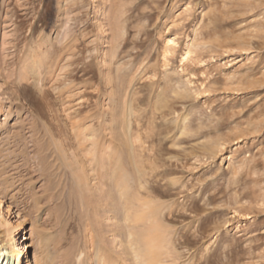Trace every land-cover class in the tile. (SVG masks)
<instances>
[{
  "label": "rangeland",
  "instance_id": "1",
  "mask_svg": "<svg viewBox=\"0 0 264 264\" xmlns=\"http://www.w3.org/2000/svg\"><path fill=\"white\" fill-rule=\"evenodd\" d=\"M129 210L155 264H264V0H0L1 253L141 264Z\"/></svg>",
  "mask_w": 264,
  "mask_h": 264
},
{
  "label": "bare ground",
  "instance_id": "2",
  "mask_svg": "<svg viewBox=\"0 0 264 264\" xmlns=\"http://www.w3.org/2000/svg\"><path fill=\"white\" fill-rule=\"evenodd\" d=\"M44 32H42V34H43ZM42 37V36H41ZM41 39V38H40ZM42 55L41 54H38V55H35V57H33L31 60H30V62L32 61L33 63H32V65L34 66H36V65H40V62H41V59H42V57H41ZM29 63V62H28ZM31 66V65H30ZM35 68V67H34ZM37 68V67H36ZM32 69H33V67H32ZM8 116V118H6L5 120H11V119H13L15 116L14 115H12V114H8V115H6V117ZM118 146V145H117ZM117 186V185H116ZM119 192V191H118ZM113 200V199H112ZM114 205H113V209L115 210V205H116V202L114 201V203H113ZM133 204V203H132ZM133 208V207H132ZM138 208H139V206H138ZM125 209V208H124ZM114 210H112L113 211V213H114ZM116 211V210H115ZM128 211V210H127ZM141 212V211H140ZM131 213H133V212H131L130 210H129V212H127V213H125L124 215H125V222H126V224H127V233L129 232V240H128V248H129V251H131L130 253L132 254L133 252V254H134V256H135V258L137 259V260H140V262H141V264H155L156 263V258H158V257H155V254H154V251H151L152 250V248L149 246L150 244H149V242H150V239L148 240L147 239V237L148 236H146L145 234H142V233H135L134 235H133V214H131ZM135 214V213H134ZM135 216H137V215H135ZM138 221V223H139V221H140V219L138 218H134V222L136 223V220ZM1 222V224H3L2 222H7V220H1L0 221ZM147 222H149V221H147ZM0 224V225H1ZM139 225V224H138ZM3 226V225H2ZM20 227V226H19ZM17 227H12L10 230H8V236L10 237L11 235H13L14 233H15V231H17V229H16ZM21 228V227H20ZM9 242H10V244H9V246H8V248L6 249V251L4 252V253H1L3 250L1 249L0 250V258H1V260H0V264H3L4 262H5V264H10V262L11 261H13L12 262V264H14L15 263V261H16V264H19L20 263V259H21V257H22V255H23V252H22V247L20 248L19 247V245L16 243V241L14 240V238H11L10 240H9ZM119 243H121V240L119 241ZM43 245H44V247H43V249L41 250V252H42V257L44 258V257H46L47 259H49L48 258V255H49V248H50V245H49V240H46V243H43ZM134 247V248H133ZM25 248H27L26 247V245H24L23 246V250H25ZM134 249V250H133ZM25 253V252H24ZM25 255V254H24ZM81 256H82V254L81 253H79L78 255H77V261H78V263L80 262V259H81ZM132 257H133V255H132ZM16 259V260H15ZM135 259V260H136ZM159 259V258H158ZM157 259V260H158ZM11 260V261H10ZM15 260V261H14ZM131 260H133V258H131ZM158 261H160V260H158ZM103 262V261H102ZM159 263V262H158ZM157 263V264H158Z\"/></svg>",
  "mask_w": 264,
  "mask_h": 264
}]
</instances>
